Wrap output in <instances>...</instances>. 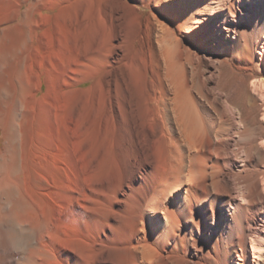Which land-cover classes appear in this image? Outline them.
I'll list each match as a JSON object with an SVG mask.
<instances>
[{
  "label": "bare ground",
  "instance_id": "obj_1",
  "mask_svg": "<svg viewBox=\"0 0 264 264\" xmlns=\"http://www.w3.org/2000/svg\"><path fill=\"white\" fill-rule=\"evenodd\" d=\"M10 2L0 264H259L264 0Z\"/></svg>",
  "mask_w": 264,
  "mask_h": 264
},
{
  "label": "rangeland",
  "instance_id": "obj_2",
  "mask_svg": "<svg viewBox=\"0 0 264 264\" xmlns=\"http://www.w3.org/2000/svg\"><path fill=\"white\" fill-rule=\"evenodd\" d=\"M7 1L8 0H0V13H3L2 11H5V13H6V12H9L11 10V6H12V4L10 2L11 0L8 1L9 3ZM210 5H208V10L210 9ZM147 10L148 9H145L144 11H141V14L144 17H146L148 15V11ZM260 10L263 11V6H261V9ZM262 11L258 15V20H255L252 24H250L248 26L246 25L244 27L246 41H244V40L242 41V43H241V49H242V51H244L243 56H245V57H247V51L245 49V45L246 44L252 49L253 48V45H255V44H258V47L260 48L261 43L264 42V30L262 29V26L264 24V19L262 17ZM1 16H2V14H0V19L2 18ZM1 27H0V29H1ZM250 55L253 56L252 53H250ZM253 82H256L255 85L253 84ZM263 83H264V74H260V73L255 74V77H253L251 79L250 83H249L250 90L253 93H258L259 91H262L263 94H264V84ZM232 97H233L232 100L234 102L239 103V100L236 99L237 97L235 95H233ZM1 102H3V99L0 96V104H1ZM6 106H7V104H6ZM260 108L262 109V112H260V115L258 114V118L264 120V100L260 101ZM0 134H1V131H0ZM0 143H2L1 135H0ZM261 253L262 254L264 253V248L261 250ZM245 256L248 257L249 264H254V262L252 260L253 259L252 258L253 257V253H252V250H251L249 244H247V247H246V250H245ZM257 257H258V260L261 261V262L259 261L258 263L259 264H264V262H262V261H264V256L263 255H258ZM237 261L238 260L236 259L234 261V263L237 264Z\"/></svg>",
  "mask_w": 264,
  "mask_h": 264
},
{
  "label": "snow or ice",
  "instance_id": "obj_3",
  "mask_svg": "<svg viewBox=\"0 0 264 264\" xmlns=\"http://www.w3.org/2000/svg\"><path fill=\"white\" fill-rule=\"evenodd\" d=\"M256 82H253V84L255 85Z\"/></svg>",
  "mask_w": 264,
  "mask_h": 264
}]
</instances>
